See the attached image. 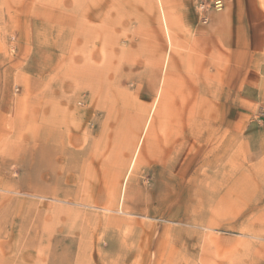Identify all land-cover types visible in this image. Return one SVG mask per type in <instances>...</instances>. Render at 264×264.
<instances>
[{
	"label": "rangeland",
	"instance_id": "1",
	"mask_svg": "<svg viewBox=\"0 0 264 264\" xmlns=\"http://www.w3.org/2000/svg\"><path fill=\"white\" fill-rule=\"evenodd\" d=\"M163 2L168 34L157 0H0V264H264V54L231 66Z\"/></svg>",
	"mask_w": 264,
	"mask_h": 264
},
{
	"label": "crops",
	"instance_id": "2",
	"mask_svg": "<svg viewBox=\"0 0 264 264\" xmlns=\"http://www.w3.org/2000/svg\"><path fill=\"white\" fill-rule=\"evenodd\" d=\"M182 1L187 19L186 23L189 25L188 28L193 39L200 41L214 39V41L223 42L229 52L230 59L235 62L231 66H257L252 62V59L260 58L264 54V0H201L206 6L203 20H199V17H197L192 7V0ZM214 2L218 7L212 6ZM161 15L163 20L165 16L169 18L168 13L164 17L163 13ZM165 32L168 34V31L165 30ZM240 56L243 57L242 63L239 61ZM245 89L249 94L245 93L247 96L243 97L247 100L248 105L257 104L260 95L264 94V75L253 69L247 70L245 72ZM157 109L153 111L151 109L150 116H153ZM215 111L212 115L217 116L218 114ZM136 120H138L137 124L139 125V118H136ZM138 125L137 127H139ZM250 127L253 128L252 145L257 143L264 146L262 135L264 129L258 128L257 124L255 125L253 122L249 125ZM162 189L163 192L159 193L162 204L167 205L170 211L172 209L176 210L182 206L183 202L187 201L192 189V181L187 171H174L173 175L168 177Z\"/></svg>",
	"mask_w": 264,
	"mask_h": 264
},
{
	"label": "bare ground",
	"instance_id": "3",
	"mask_svg": "<svg viewBox=\"0 0 264 264\" xmlns=\"http://www.w3.org/2000/svg\"><path fill=\"white\" fill-rule=\"evenodd\" d=\"M157 1H158V5H159V8H160V12L163 13V17H164L165 15H167L168 12H167V10H165V11L163 10V5H164V3L162 4L161 0H157ZM165 12H167V13L164 14ZM165 17H166V16H165ZM165 17H164V20H163V23H164L163 26L165 27V30L168 31V28H167L168 25L166 24L167 22H166V18H165ZM167 19H168V17H167ZM150 112H151V111H150ZM149 114H150V113H149ZM149 116H150V115H149ZM149 119H150V118H149ZM149 119L147 120V123H150V122H149ZM147 125H148V124H147ZM145 127H146V126H145ZM144 134H145V133H144ZM142 140H143V139H142ZM142 140H141V141H142ZM139 141H140V140H139ZM134 155H135V152H134Z\"/></svg>",
	"mask_w": 264,
	"mask_h": 264
}]
</instances>
